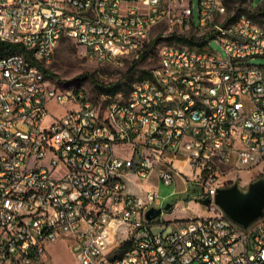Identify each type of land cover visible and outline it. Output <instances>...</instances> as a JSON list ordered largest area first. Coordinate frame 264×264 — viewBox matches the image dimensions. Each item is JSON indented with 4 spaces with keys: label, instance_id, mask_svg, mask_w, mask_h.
I'll return each instance as SVG.
<instances>
[{
    "label": "built area",
    "instance_id": "built-area-1",
    "mask_svg": "<svg viewBox=\"0 0 264 264\" xmlns=\"http://www.w3.org/2000/svg\"><path fill=\"white\" fill-rule=\"evenodd\" d=\"M193 7L0 0V39L24 48L0 58V264H53L55 243L76 264H264V216L243 228L214 202L227 178L264 169V65L249 62L264 57V15L197 0L195 20ZM64 39L92 62L157 64L101 104L45 74ZM177 179L206 211L148 220Z\"/></svg>",
    "mask_w": 264,
    "mask_h": 264
},
{
    "label": "rangeland",
    "instance_id": "rangeland-1",
    "mask_svg": "<svg viewBox=\"0 0 264 264\" xmlns=\"http://www.w3.org/2000/svg\"><path fill=\"white\" fill-rule=\"evenodd\" d=\"M232 3L239 1L245 9L250 8V0H230ZM194 4V18L197 20V0H193ZM259 7H264V0H253L251 11ZM210 47L224 55L221 47L211 42ZM156 52V51H155ZM133 58L129 57L124 59L121 65H111L105 63H96L87 59L85 51L82 47H79L70 40H62L56 49L52 61L47 65V70L50 72L49 79L54 83L63 82H78L81 84L87 95L101 104L106 103L110 98L123 99L126 97L130 87L138 81V77L141 76L143 71H149L157 64V61L152 57H146L141 60L132 71H130L131 65H133ZM251 64L264 65V57H256L249 61ZM95 80L102 88L108 87L111 84L121 83L122 89L114 96H109L105 93H101V89L96 87L93 82ZM55 114L62 112L61 108H52ZM182 168L183 164L178 163ZM184 170L185 167L183 168ZM264 178V169H253L242 172L235 178H227L225 186L228 187L234 183H237L241 192H245L250 183ZM186 188L188 191H183L182 184H165L160 182L155 191L158 194L154 208H162L169 204L174 210H164L159 220L165 222L182 220L188 217L201 216L202 212H205V207L200 203V192L192 184L188 183ZM182 190V191H181ZM158 227L157 229H159ZM49 256L53 264H76L73 255L68 251L66 246L62 243H55L48 248Z\"/></svg>",
    "mask_w": 264,
    "mask_h": 264
},
{
    "label": "water",
    "instance_id": "water-1",
    "mask_svg": "<svg viewBox=\"0 0 264 264\" xmlns=\"http://www.w3.org/2000/svg\"><path fill=\"white\" fill-rule=\"evenodd\" d=\"M215 204L234 223L247 228L264 216V178L250 183L245 192H241L237 183L217 190ZM167 204L163 210H169ZM162 208H151L146 213L148 220L161 215Z\"/></svg>",
    "mask_w": 264,
    "mask_h": 264
},
{
    "label": "trees",
    "instance_id": "trees-1",
    "mask_svg": "<svg viewBox=\"0 0 264 264\" xmlns=\"http://www.w3.org/2000/svg\"><path fill=\"white\" fill-rule=\"evenodd\" d=\"M249 14L254 20H258L260 16L264 15V7H259L255 9L254 11L250 12ZM20 52H24V48L20 44H12V43H9V42H6L0 39V58L7 56V55L20 53ZM146 57H147L146 54H144L140 56L138 60H133V65H131L130 71H132L134 67L141 60H144ZM44 72L45 74L50 75V72L47 69H45ZM146 76H148V71H143L141 76L138 77V80H142ZM93 82L96 84V87L98 89H101V93H105L111 97L117 94L123 87L121 83H115V84H111L108 87L102 88V86H100L95 80H93ZM131 88L132 86L130 87V89ZM129 92L130 90L127 92L126 97L128 96Z\"/></svg>",
    "mask_w": 264,
    "mask_h": 264
},
{
    "label": "crops",
    "instance_id": "crops-1",
    "mask_svg": "<svg viewBox=\"0 0 264 264\" xmlns=\"http://www.w3.org/2000/svg\"><path fill=\"white\" fill-rule=\"evenodd\" d=\"M176 184L178 185V184H182V188H183V190H184V188H185V184H184V182L182 181V179H177V181H176ZM182 191V190H181ZM203 213V212H202Z\"/></svg>",
    "mask_w": 264,
    "mask_h": 264
}]
</instances>
